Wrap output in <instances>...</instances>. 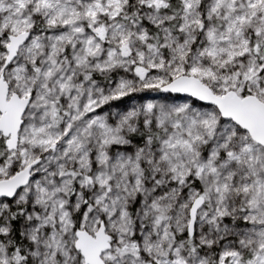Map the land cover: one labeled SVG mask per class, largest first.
<instances>
[{"label": "snow or ice", "instance_id": "6c2138e0", "mask_svg": "<svg viewBox=\"0 0 264 264\" xmlns=\"http://www.w3.org/2000/svg\"><path fill=\"white\" fill-rule=\"evenodd\" d=\"M0 264H264V0H0Z\"/></svg>", "mask_w": 264, "mask_h": 264}]
</instances>
